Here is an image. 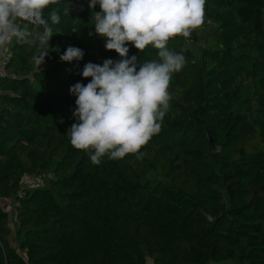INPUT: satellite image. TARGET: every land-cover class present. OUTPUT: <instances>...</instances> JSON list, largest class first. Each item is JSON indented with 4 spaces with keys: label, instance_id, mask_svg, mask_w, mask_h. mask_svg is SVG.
I'll list each match as a JSON object with an SVG mask.
<instances>
[{
    "label": "trees",
    "instance_id": "16d2710c",
    "mask_svg": "<svg viewBox=\"0 0 264 264\" xmlns=\"http://www.w3.org/2000/svg\"><path fill=\"white\" fill-rule=\"evenodd\" d=\"M94 14L89 0L49 5V47L44 25L17 21L30 35L9 43L0 75V264H264V0H206L198 58L195 29L168 42L186 64L160 132L142 159L100 165L66 134L84 65L120 58ZM68 46L83 59L61 62Z\"/></svg>",
    "mask_w": 264,
    "mask_h": 264
},
{
    "label": "clouds",
    "instance_id": "9594fccd",
    "mask_svg": "<svg viewBox=\"0 0 264 264\" xmlns=\"http://www.w3.org/2000/svg\"><path fill=\"white\" fill-rule=\"evenodd\" d=\"M205 2L89 0V8L95 13L91 19L95 34L103 38L106 50L120 57L105 59L102 64L86 63L80 75L91 79L86 85L77 82L69 89L75 97V122L66 134L73 148L87 152L93 165H100L105 158L121 160L129 154L143 158L141 148L160 132L171 108L172 76L186 64L185 56L171 50L168 42L176 36L189 37L191 30L204 23ZM57 4L58 0H0V48L13 39L27 40V26L21 27L18 20L44 25L40 41L49 47L52 29L48 20L57 24L60 15L52 11L45 20L44 11ZM97 5L99 11H95ZM149 44L159 50L158 60L141 64L137 55L129 57V45L140 52ZM47 54L43 53V60ZM83 57L82 49L68 46L59 59L71 63Z\"/></svg>",
    "mask_w": 264,
    "mask_h": 264
},
{
    "label": "rangeland",
    "instance_id": "374dc122",
    "mask_svg": "<svg viewBox=\"0 0 264 264\" xmlns=\"http://www.w3.org/2000/svg\"><path fill=\"white\" fill-rule=\"evenodd\" d=\"M208 26H209V22L204 18V23L199 28L195 29L198 40H196V42L192 41L190 42V44H188L189 48L193 51L195 57L197 58L200 55L201 49L205 46V34ZM44 181L43 184L46 183V180ZM11 204H13V201H7L5 206V208L6 209L8 208V211H10V215L12 214L13 211V207Z\"/></svg>",
    "mask_w": 264,
    "mask_h": 264
},
{
    "label": "built area",
    "instance_id": "2783aa9c",
    "mask_svg": "<svg viewBox=\"0 0 264 264\" xmlns=\"http://www.w3.org/2000/svg\"><path fill=\"white\" fill-rule=\"evenodd\" d=\"M8 48H9V43L5 47L0 48V75H5L6 74L5 70H4V65L7 62L8 57L10 56ZM12 220L13 221L17 220V218H16V210L14 208H13V212H12Z\"/></svg>",
    "mask_w": 264,
    "mask_h": 264
}]
</instances>
